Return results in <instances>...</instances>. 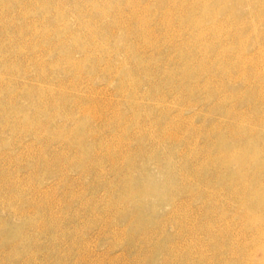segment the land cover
<instances>
[{"label": "rangeland", "instance_id": "374dc122", "mask_svg": "<svg viewBox=\"0 0 264 264\" xmlns=\"http://www.w3.org/2000/svg\"><path fill=\"white\" fill-rule=\"evenodd\" d=\"M161 1L0 0V264H222L211 230L252 236L196 173L216 142L208 90L242 53L264 61L263 16ZM221 85L231 108L238 87ZM166 112L192 147L159 141Z\"/></svg>", "mask_w": 264, "mask_h": 264}, {"label": "bare ground", "instance_id": "6f19581e", "mask_svg": "<svg viewBox=\"0 0 264 264\" xmlns=\"http://www.w3.org/2000/svg\"><path fill=\"white\" fill-rule=\"evenodd\" d=\"M168 1L170 2L171 0ZM168 1L162 0L160 2V5L162 6L161 7L162 12L166 14H167L166 11L171 12V10L173 9L172 6H169ZM221 1L222 3L225 4L230 2L236 3L238 10H244L245 7L248 6V8L251 10V13L262 15L264 19V0H221ZM186 7L192 9L191 6L187 5ZM224 8L225 7H223L222 9ZM181 9H184L183 6L181 7ZM203 26L204 25L202 24L201 27ZM219 26H221V24ZM258 37H259L257 38L258 41L259 40L264 41L263 39L264 31L260 33ZM75 38H74L75 41L81 39L77 37L76 40ZM78 41L80 42V40ZM257 53L260 54L259 51H257ZM243 54L245 53H242L240 55L241 59L239 60L247 62V65L246 63L243 65L242 63H240L241 61H236L232 63L230 62L228 65H226L229 66L227 69L228 77L223 79L221 83L225 87L229 85H234L238 87L236 91L232 93L233 95L238 97L237 103L231 105L230 108L227 106L225 102H223V99L219 98V91L216 90H221L222 88L221 84H218L221 87L220 89H214L213 84L211 85L213 89L208 90L207 88V90L208 91L211 90V92H210V96L205 98V101L214 102V104L213 106L211 105L210 110L206 114L207 117H205L206 121H209L211 123L210 124L211 128L206 132L207 134H209V136L213 135L212 133H214V136H216V142H214L211 139L210 141L212 142V144L204 145L205 150L208 153L202 158V160L200 159L201 160L200 165L202 167H207L208 170L207 171L202 170L196 173L198 175V178H200V181L207 180V177L205 175V172H207L211 174L212 182H215V184L221 183L220 185L222 187L220 189L222 190V193L225 192V189L227 192V193L225 192L226 194L224 195L225 197L222 196V199L223 197L226 200L229 198V201L231 200L230 203L232 204L237 203V206H235L236 204L234 205L235 207H237L235 211L237 210V212H239L243 210V214H242L243 222L246 225H251L252 236L246 234L248 233L247 231L246 233H244L243 230V232L241 231L237 232V235L239 236L238 238L235 237L233 238V234L236 231L234 230L235 232L232 234V232H230V229L233 228H230V226L229 227L227 226V231H228L227 234L225 233L226 228L224 229L225 231L222 230L224 227H222L221 232H216V230L215 231L211 230L210 237L212 239V243L214 244L215 249L220 254L224 253V255L220 257L221 260L220 262L222 264H264V179H261V177H264L263 175L264 173V61L261 62V60L256 59L259 55L253 58L250 57L249 55L247 56L246 54L244 56ZM184 58L186 59V57ZM225 59L226 58H224V60ZM222 63L224 62L222 61ZM226 66H224V68L219 67L221 69V72L223 71L222 69H225ZM210 83L211 82H209V84ZM183 85H185V87L187 86L189 91H191V93H193L196 88L193 85L191 86L190 83L189 84L183 83ZM178 97L179 96H177V98ZM181 97H184V95H182ZM164 98L166 99V95ZM239 98H241V100H239ZM157 100L160 102L162 101V98L158 97ZM240 103L243 104V106L246 105V108L248 110H243V111L239 110L238 105ZM189 104H191V102ZM179 111L180 112L175 116L177 117L181 116L182 111L181 110ZM169 114H170L169 112H166L163 115L166 116L167 118L164 119L158 118L155 121L156 123L153 121L155 125L156 124L159 125L158 128L156 127L157 129H159L160 127L163 130V132L160 133V135L162 134L160 136V139L158 138L159 141L162 143L165 142H169L172 144L178 143L177 146H182L184 148L192 147L191 142L189 140L190 138L195 137L197 132L195 133V131L190 130L191 132L189 135L188 133H186L187 136L185 135V133H183L182 135L181 133L182 131H184L183 129L185 128V127L183 128V124L184 123L188 124L189 122L187 121L185 122V118H184L181 119L182 121H180L179 119V121L182 122V124L180 122H179L180 124H177L175 122H177L176 119H178L179 117L175 119L174 117H170ZM217 114H219V117L220 115H222L223 119L222 118L220 120L218 118L216 119ZM180 118H182V116ZM186 120L188 119L186 118ZM153 122L151 121V123ZM156 128L153 129V135H155L154 132ZM204 146H202L199 151H201ZM143 150L146 149H144L141 146L139 149L140 154L142 155L147 154ZM177 152L179 153V151ZM214 188L216 190L213 191L215 195H213V193L211 192H210L211 194H209L208 192H203V191H199V194L202 195L203 193L205 195H208L207 199L209 197L212 198L214 196L220 197V195L218 194L220 189L218 188L217 190L216 187ZM227 206H229L230 208V205ZM227 206L225 211L228 210ZM221 216L223 217L224 215H220V217ZM214 217H212V220H214ZM223 220L226 219L224 218ZM211 221L210 224L213 223V221L212 222ZM224 222L225 221H223V223ZM233 222L235 223V221ZM207 224L210 225L208 222ZM210 226H212V224ZM220 228L221 227H219L218 229ZM208 232H210V230ZM219 235H222L223 237L221 236L220 239ZM217 251L216 253H218ZM227 255H230L231 258L230 257L228 258Z\"/></svg>", "mask_w": 264, "mask_h": 264}]
</instances>
